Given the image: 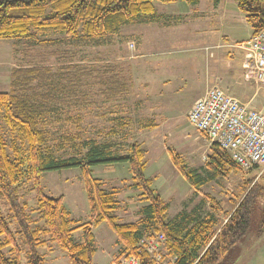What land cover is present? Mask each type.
<instances>
[{
	"label": "rangeland",
	"instance_id": "rangeland-1",
	"mask_svg": "<svg viewBox=\"0 0 264 264\" xmlns=\"http://www.w3.org/2000/svg\"><path fill=\"white\" fill-rule=\"evenodd\" d=\"M214 4L213 0H202L198 6L185 2L155 3L158 15L163 16L160 23L124 26L119 33L106 36L99 45H76L62 33H50L45 37L39 34V40L52 39L47 45L1 39L0 92L10 90L6 83L13 69L46 65L55 72L69 57L73 64L89 69H98L102 60L106 64L119 61L124 66H131L135 85L126 99L114 104L106 102L98 93V86L89 88V94L88 90L85 92L87 100L95 103L62 112V121L54 122L51 127L55 137L65 132L76 134L75 121L81 117L84 140L100 144L114 142L120 147L121 154L128 153L130 144H141L146 152L145 174L169 206L166 220H176L185 212L201 217L213 215L221 224L242 200L249 182L264 186V169H233L195 191L169 156V151L173 150L189 169L207 176L205 169L212 144L192 126L188 115L197 96L213 85L264 110V87L245 78L243 64L247 52L239 48L240 45L246 47L252 37L246 16L236 0H222L218 6ZM162 22L171 25L167 27ZM94 82L93 78L88 79V83ZM158 92L162 99H158ZM0 124L4 125L2 117ZM56 153L58 157H68L73 151L65 142ZM93 177L101 179L107 191H116L114 214L119 223L139 221L141 209L147 203L140 192L132 188L128 164L97 166L93 168ZM27 184L21 186L22 200L33 209L35 195ZM41 185L48 196L64 197V205L74 220L73 227L90 223V207L80 169L47 171ZM207 195L217 203L214 204ZM0 208L7 215L4 200H0ZM263 218L264 197L253 206L248 233L226 255V264H264ZM92 230L97 249L95 264H107L121 257L122 244L106 222L92 226ZM160 235L163 234L145 237L152 240ZM73 237L82 242L83 230L75 231ZM42 251L47 264H70L67 252L55 243L48 241ZM161 262L174 264L165 241Z\"/></svg>",
	"mask_w": 264,
	"mask_h": 264
},
{
	"label": "trees",
	"instance_id": "trees-1",
	"mask_svg": "<svg viewBox=\"0 0 264 264\" xmlns=\"http://www.w3.org/2000/svg\"><path fill=\"white\" fill-rule=\"evenodd\" d=\"M213 1L219 4L222 0ZM180 2L196 6L201 0H0V40L47 45L52 39L39 40V34L45 37L62 33L76 45H99L106 36L119 33L124 26L160 23L163 16L158 15L155 3ZM236 2L252 35L263 32L264 0ZM71 58L57 66L55 72L46 65L15 68L11 71L10 90L0 92V118L4 121V125L0 124V200L6 202L8 211L4 215L0 208V264H47L42 250L48 241L67 252L70 264H95L97 249L92 226L103 222L118 236L122 244L120 256H135L140 264H154L139 246L143 237L154 234H163L165 247L175 258L174 264H226V255L248 233L253 206L264 197V186L249 182L244 197L221 224L213 215L201 217L185 212L176 220L167 221L169 206L145 174L146 152L141 144L134 142L129 145L128 153L121 154L114 142L100 144L84 140L81 117L75 121L76 134L65 132L55 137L51 127L54 122L62 121V112L91 103L85 94L89 88L100 87L98 93L106 101L126 97L129 92L125 78L122 82L110 76L118 73L112 65L89 69L73 64ZM122 75L126 76L124 70ZM90 78L95 82L88 83ZM128 79L132 80L131 75ZM65 142L73 154L58 157L56 152ZM169 156L195 191L233 169L242 170L215 144L211 145L205 177L189 169L173 150ZM125 163L132 176V188L147 203L135 223H119L114 214L116 191H107L103 181L93 177V168L97 166ZM67 168L80 169L90 207V223L76 227L64 205V197L48 196L41 185L45 172ZM27 183L35 195L33 209L22 200L21 186ZM207 198L217 203L213 197L207 195ZM79 229L83 230L82 242L73 237Z\"/></svg>",
	"mask_w": 264,
	"mask_h": 264
},
{
	"label": "built area",
	"instance_id": "built-area-1",
	"mask_svg": "<svg viewBox=\"0 0 264 264\" xmlns=\"http://www.w3.org/2000/svg\"><path fill=\"white\" fill-rule=\"evenodd\" d=\"M244 49L247 52L245 78L264 87V31L253 35ZM188 118L201 135L227 152L243 171L264 169V110L213 85L194 102ZM164 241L163 235L152 240L143 237L139 246L154 264H162ZM112 264H140V260L135 256H123Z\"/></svg>",
	"mask_w": 264,
	"mask_h": 264
},
{
	"label": "crops",
	"instance_id": "crops-1",
	"mask_svg": "<svg viewBox=\"0 0 264 264\" xmlns=\"http://www.w3.org/2000/svg\"><path fill=\"white\" fill-rule=\"evenodd\" d=\"M202 1V0H201ZM222 2V1H221ZM221 2L219 3V4H214V5H216V6H218V5H220L221 4ZM201 3V2H200ZM199 3V4H200ZM198 4V5H199ZM198 5H196V6H198ZM153 24H158V23H153ZM164 24V26H169V25H171V24H167V23H164V22H162V25ZM224 41V40H223ZM239 48H241V49H243L244 50V46L243 45H240L239 46ZM102 62H103V64L102 63H100L99 62V64H101V66L102 65H105L107 62L106 61H103L102 60ZM112 66H113V68L114 69H116L117 70V72L118 73H116L115 75H110L111 77H115L116 79H118V80H120V81H122L123 82V79L125 78L126 80H127V82L129 83V92H128V94L130 93V91H131V89L134 87V85H135V80H134V74H133V71H132V68H131V66H124L121 62H119V61H115V62H112V63H110ZM243 68H244V64H243ZM125 71V74H126V76H123L122 75V71ZM131 75V77H132V80L130 81L129 79H128V76H130ZM10 79H11V75H10ZM159 79H161V78H159ZM162 81H164V79H162ZM166 82V81H165ZM7 85H9L8 86V89L10 88V80H9V78H8V81H7V83H6ZM165 84V83H164ZM100 88V87H99ZM207 91V90H206ZM206 93V92H205ZM204 93V94H205ZM158 94H159V97H158V99H162V98H160L162 95H160L161 93H159L158 92ZM204 94L203 95H198L197 96V98L195 99V101L197 100V99H199V98H201V97H203L204 96ZM103 97V96H102ZM128 97V95L126 96V97H118L117 98V100H112V101H109V102H112L113 104L114 103H116V102H119V101H121V100H123V99H126ZM104 101H106L105 100V98L103 99ZM194 101V102H195ZM107 102V101H106ZM95 102H91L90 104H94ZM114 261V260H113ZM113 261H109L107 264H112L113 263Z\"/></svg>",
	"mask_w": 264,
	"mask_h": 264
}]
</instances>
